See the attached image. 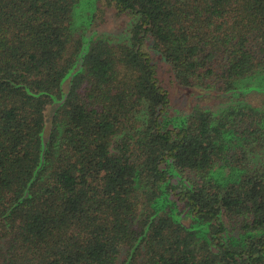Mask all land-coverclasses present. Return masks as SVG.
<instances>
[{"label": "trees", "instance_id": "obj_1", "mask_svg": "<svg viewBox=\"0 0 264 264\" xmlns=\"http://www.w3.org/2000/svg\"><path fill=\"white\" fill-rule=\"evenodd\" d=\"M0 264H264V0H0Z\"/></svg>", "mask_w": 264, "mask_h": 264}, {"label": "rangeland", "instance_id": "obj_2", "mask_svg": "<svg viewBox=\"0 0 264 264\" xmlns=\"http://www.w3.org/2000/svg\"><path fill=\"white\" fill-rule=\"evenodd\" d=\"M126 23V19H115L114 17H112V15L109 17L108 22L104 25V26H100L96 31V33H109V32H117L119 27L124 26V24ZM159 78L161 79V82L166 85L172 95V98L174 99V104H176V106L178 108H182L183 109H187L190 108L193 104V102L197 101V93H191L190 91L180 87L179 85L176 84V82L174 81V79L172 78L170 71L168 69V67L166 66V64L161 62V66H160V74H159ZM202 101V100H201ZM205 103H208L207 100H205ZM204 103V104H205Z\"/></svg>", "mask_w": 264, "mask_h": 264}]
</instances>
